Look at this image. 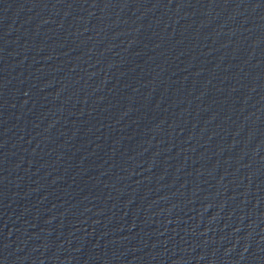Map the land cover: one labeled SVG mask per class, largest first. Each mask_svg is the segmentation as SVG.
Instances as JSON below:
<instances>
[{"label":"water","instance_id":"obj_1","mask_svg":"<svg viewBox=\"0 0 264 264\" xmlns=\"http://www.w3.org/2000/svg\"><path fill=\"white\" fill-rule=\"evenodd\" d=\"M0 50L264 235V0H0Z\"/></svg>","mask_w":264,"mask_h":264}]
</instances>
